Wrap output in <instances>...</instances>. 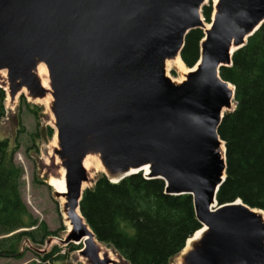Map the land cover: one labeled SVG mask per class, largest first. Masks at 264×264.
Listing matches in <instances>:
<instances>
[{
  "label": "water",
  "instance_id": "obj_1",
  "mask_svg": "<svg viewBox=\"0 0 264 264\" xmlns=\"http://www.w3.org/2000/svg\"><path fill=\"white\" fill-rule=\"evenodd\" d=\"M205 1L0 0V71L8 96L52 98L70 223L60 241L81 244L89 264L111 259L100 256L79 208L87 155L98 156L111 182L143 172L162 180L165 194L192 198L199 229L206 230L182 264H264L260 210L216 199L226 178L217 129L235 108L234 86L219 70L264 23V0H216L208 28ZM197 28L204 33L199 59L183 80H172L165 63L180 57L186 34ZM40 64L49 89L36 73Z\"/></svg>",
  "mask_w": 264,
  "mask_h": 264
},
{
  "label": "trees",
  "instance_id": "obj_2",
  "mask_svg": "<svg viewBox=\"0 0 264 264\" xmlns=\"http://www.w3.org/2000/svg\"><path fill=\"white\" fill-rule=\"evenodd\" d=\"M201 14L209 22L211 4L203 5ZM203 37L199 28L186 34L180 58L187 68L198 61ZM219 75L234 86L235 108L224 114L217 129L226 149V178L216 199L219 204L240 200L264 212V23L233 52L232 64L222 67ZM5 96L0 87V119L5 116ZM20 98V105L27 106L25 96ZM7 147V141L0 140V236L37 224L21 201L22 169L6 157ZM79 208L98 242L114 249L127 264H168L200 228L189 195H167L162 180L146 178L142 172L118 182L102 174L84 190ZM37 226L0 237V258H19L22 240L42 244L52 234L44 223ZM77 249L73 244L68 251ZM60 251L55 247L27 264H55L65 259Z\"/></svg>",
  "mask_w": 264,
  "mask_h": 264
},
{
  "label": "rangeland",
  "instance_id": "obj_3",
  "mask_svg": "<svg viewBox=\"0 0 264 264\" xmlns=\"http://www.w3.org/2000/svg\"><path fill=\"white\" fill-rule=\"evenodd\" d=\"M214 0H206L203 5L211 4L212 13L214 11ZM202 16V15H201ZM212 17V14H211ZM210 17V19H211ZM202 18H204L202 16ZM205 22V21H204ZM209 24V22H205ZM188 68L182 64L180 68L171 65L166 74L175 81L185 78ZM41 79V77H39ZM49 89L48 72L44 75ZM0 87L5 90L6 96L3 101L5 116L0 119V140L7 141L6 157L13 161V164L22 169L19 179V194L23 205L30 213L37 224L44 223L47 230L52 232L43 243H34L29 238L22 240L19 244V258H0V264H27L31 261H39L40 258L57 247L65 259L55 264H89L88 260L82 257L78 250L68 251L70 245L63 244L67 234L65 225L66 213L64 212V202H60L59 197L54 195L52 188L48 185L50 176L59 177L60 162L54 150L58 148L54 129V118L50 111L52 98L47 94L43 99L46 101L29 99L25 92L16 96L11 101L7 93L6 71H0ZM21 95L25 96L27 106L20 105ZM233 101V106H234ZM36 105V106H33ZM52 129V135L49 134ZM99 161V169L93 167L85 168L88 180L84 182L86 188L93 187L96 179L103 172L102 164ZM95 169V170H94ZM143 174V173H142ZM65 217V218H64ZM19 228L0 237H8L17 232L34 231L38 226ZM100 254L106 253L111 258L109 264H127L126 261L111 247L99 242ZM81 247V244L79 245ZM182 254L179 252L173 256L168 264H182ZM109 258V257H108Z\"/></svg>",
  "mask_w": 264,
  "mask_h": 264
},
{
  "label": "bare ground",
  "instance_id": "obj_4",
  "mask_svg": "<svg viewBox=\"0 0 264 264\" xmlns=\"http://www.w3.org/2000/svg\"><path fill=\"white\" fill-rule=\"evenodd\" d=\"M214 1L216 2V0H214ZM208 26H209L208 24H205V28H208ZM182 64H183V62L181 61L180 57H176L175 59L167 60L166 63H165V68H166V71H168V67H170L171 65L180 68V66ZM188 71H189V69L187 70V72ZM36 73H37V75L39 77H41V81H42L43 86L46 87L47 86L46 79L44 78V75L46 74V67L43 64H40L37 67ZM180 81H178V82H180ZM229 87H230V89H232V85H229ZM40 101H46V100H40ZM223 112H226V110H224ZM220 149H221V151L224 150L223 144H221ZM83 166H84V168L93 167L95 169H99V167H100L99 166V161H98L97 157H95L93 155H87L84 158V160H83ZM50 177L52 179H49V181H48L49 186L52 188L53 192H57V193L60 194V197L58 199L61 200L60 202H63L64 201V197L61 196V194L65 193L64 169L63 168H60V170H59V177H54V176H50ZM85 187H86V184L83 183L82 184V189H84ZM76 213L80 216V212H79L78 209H76ZM257 213H259L260 215H262L264 217V214H263V212L261 210L260 211H257ZM65 225H66L67 229L70 228V223H69L68 220L65 221ZM205 230L206 229L204 227L201 228V229H199V230H197L194 233L193 238H189L188 239V241L186 242V246H185V248L183 249L182 252L185 253V251L190 246V243L193 242V241H195V240H198L201 237V235L203 234V232ZM97 244L100 247V245H99L98 242H97ZM100 256H101V254H100ZM108 257L111 258L109 255H108Z\"/></svg>",
  "mask_w": 264,
  "mask_h": 264
},
{
  "label": "flooded vegetation",
  "instance_id": "obj_5",
  "mask_svg": "<svg viewBox=\"0 0 264 264\" xmlns=\"http://www.w3.org/2000/svg\"><path fill=\"white\" fill-rule=\"evenodd\" d=\"M65 218V217H64ZM68 232V231H67ZM69 244V243H68ZM67 245V244H66Z\"/></svg>",
  "mask_w": 264,
  "mask_h": 264
}]
</instances>
